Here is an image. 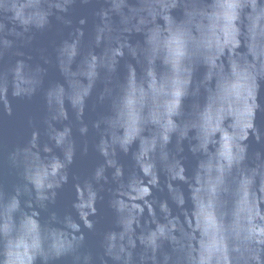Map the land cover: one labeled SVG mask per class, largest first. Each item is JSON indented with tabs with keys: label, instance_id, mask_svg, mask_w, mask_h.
<instances>
[{
	"label": "clouds",
	"instance_id": "obj_1",
	"mask_svg": "<svg viewBox=\"0 0 264 264\" xmlns=\"http://www.w3.org/2000/svg\"><path fill=\"white\" fill-rule=\"evenodd\" d=\"M77 2L0 0V115H12L13 100H30L38 93L44 104L40 121L30 120L29 139L7 155L8 164L19 179L0 193V264H56L65 258L70 264H264V217L258 223L250 218L249 223L237 220L231 226H209L202 220L203 236L198 247L184 238L180 221L172 219V209L184 203L175 196L173 185L182 179L183 168L178 161L188 129L198 134L202 146H206L214 133L225 131L223 121L234 116L236 109L245 107L248 117L255 115L252 107H246L249 98L255 103L254 96L249 84L240 80L235 63L230 73L215 64V58L229 43L222 39L225 25L237 19L248 0H215L210 5L187 0L186 6L191 10L186 17L177 18L167 15L168 5H164L165 11L160 13L163 26L154 24L141 42L133 41L123 47L125 54L134 56L144 69L155 67L156 59L162 57L172 76L163 93L138 86L130 88L120 100L115 123L105 117L86 120L84 96H77L66 108L63 99L54 97L51 89L41 88V80L26 62L31 58L22 50L37 33L48 30L55 19L70 31L56 46L53 56L42 58L45 64L53 63L64 71L63 53L70 41L75 53L85 39L108 38L123 23L113 0H102L89 37L84 28L87 19L81 18L73 26L69 16ZM79 2L88 4L92 0ZM224 9L233 15L225 17ZM261 18L264 12L254 19L257 27H261ZM201 58L212 65L209 79L218 74L219 80L215 90L209 89L203 111L193 106L191 112L185 113L182 101L189 95L194 97L199 84L191 78L190 69ZM88 67L84 75L90 85L100 80L111 82L117 73L106 59L92 56ZM216 69H220L219 73ZM251 87H255L254 80ZM111 94L105 87L97 95L98 102ZM67 99L71 101L72 95H67ZM169 101L172 110L165 113L163 131L151 141L157 151L145 152L143 145L136 149L134 141L139 130L133 125L154 121L157 108L167 106ZM173 118L179 123H174ZM245 127H252L250 120ZM117 128L123 129V134H118ZM233 128L238 131L239 123ZM77 135L83 138L82 143H78ZM90 135L91 144L87 139ZM90 148L100 162L88 178L74 184L76 197L71 207L75 215L61 214L54 208L59 190L69 182V170L77 153L87 154ZM45 151L47 160L38 155ZM121 156L129 158L130 166H125ZM105 191L115 226L102 234L101 251L96 254L86 248L85 229L95 231L97 205L104 199ZM211 195H215V185ZM29 201L47 213L43 224L25 211L30 207ZM147 213H151V220L141 225V218Z\"/></svg>",
	"mask_w": 264,
	"mask_h": 264
},
{
	"label": "water",
	"instance_id": "obj_2",
	"mask_svg": "<svg viewBox=\"0 0 264 264\" xmlns=\"http://www.w3.org/2000/svg\"><path fill=\"white\" fill-rule=\"evenodd\" d=\"M101 2L102 0H92L91 3L83 4L78 0L69 13L73 26L78 25L81 18L87 19L84 28L89 37L95 22V11L101 6ZM214 2L215 0H197V3L203 5ZM113 3L121 11L123 23L108 38L85 39L75 53L70 41L68 50L63 53L64 71H60L53 63L45 64L42 58V55L48 58L53 56L56 46L70 31L55 19L48 30L37 33L32 43L22 49L31 58L26 62L31 66L32 74L41 80V88L51 89L54 97L63 99L66 108L70 107L77 96L85 97V119L88 121L105 117L115 123L121 98L134 86L147 90L156 89L159 93L166 90L167 82L172 76L166 61L162 57L157 58L155 67L144 69L134 56L125 54L123 45L133 41L141 42L154 24L163 26L160 13L165 11L164 5H168L166 14L173 18L186 17V13L191 10L190 6H186L187 0H175L174 4L172 0H113ZM223 11L225 17L233 15L228 9ZM262 12L264 0H248L246 6L240 9L237 19L232 24L225 25L222 39L229 43L215 58V64L226 73L231 72L235 63L240 80L249 84V90L254 96L255 103L249 98L246 107H252L255 115L248 117L245 107L236 109L234 116H228L223 121L225 131L214 133L206 146H202L200 136L191 128L185 134L184 151L178 161L183 168L182 179L173 185L176 189L175 196L183 199L184 203L178 209H172V219L180 221L184 238L190 239L196 247L203 236V228L200 226L202 220H206L209 226L221 223L231 226L237 220L249 223L250 218L251 222L258 223L264 217V18H261V27H257L254 22L255 17ZM90 56L97 60L106 59L110 66L117 68L111 82L100 80L90 85L84 75L89 71ZM42 69L46 71H41ZM215 71L219 73L220 69ZM212 72V65L203 58L190 69L191 78L197 79L199 84L196 95H189L182 101L185 113L191 112L193 106L198 111H203L207 105L209 89L215 90L219 80L218 74L211 75L209 79ZM253 80L254 88L251 87ZM105 87L112 94L106 96L102 103L98 102L97 95ZM191 90L189 84V92ZM67 95H72L71 101L67 99ZM12 103V115H0V193L11 188L19 179L8 164V153L29 139L32 131L30 120L38 123L44 114L43 99L39 93L30 100L15 99ZM171 110L169 101L167 106L162 104L157 108L155 122L147 120L133 125L134 129L139 130L134 141L136 149L143 145L145 152L157 151L151 141L162 133L166 123L165 113ZM144 114L147 116V109ZM185 119L187 122V117ZM249 120L252 127H245ZM173 122L179 123L175 118ZM237 122L238 131L233 128ZM123 131L117 128L118 134H123ZM226 136L228 139H225ZM87 139L91 144L93 137L90 135ZM77 140L78 143L83 142V138L78 135ZM145 141L149 142L144 143ZM38 155L43 160L48 159L46 151ZM121 161L126 167L130 166L128 157L121 156ZM99 162L100 157L91 148L87 154L77 153L69 170V182L59 190L54 206L57 211L61 214L73 212L75 215L71 207L76 197L74 184L77 180L88 178ZM221 165L224 166L222 173ZM213 185L214 196L211 195ZM102 195L104 199L97 205L99 211L95 217V231L85 229L86 248L96 254L101 251L102 234L115 226L113 213L107 203V192ZM29 206L25 211L43 224L47 213L35 208L31 201ZM150 220L151 213H147L142 216L140 224H148ZM56 264H70V260L65 258Z\"/></svg>",
	"mask_w": 264,
	"mask_h": 264
}]
</instances>
